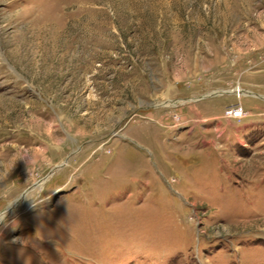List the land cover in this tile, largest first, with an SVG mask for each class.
Returning <instances> with one entry per match:
<instances>
[{"label":"rangeland","instance_id":"374dc122","mask_svg":"<svg viewBox=\"0 0 264 264\" xmlns=\"http://www.w3.org/2000/svg\"><path fill=\"white\" fill-rule=\"evenodd\" d=\"M0 264H264V0H0Z\"/></svg>","mask_w":264,"mask_h":264},{"label":"built area","instance_id":"2783aa9c","mask_svg":"<svg viewBox=\"0 0 264 264\" xmlns=\"http://www.w3.org/2000/svg\"><path fill=\"white\" fill-rule=\"evenodd\" d=\"M227 113H228V115L238 117V116H241L243 114V111L240 108H233V109H228Z\"/></svg>","mask_w":264,"mask_h":264},{"label":"water","instance_id":"95a60500","mask_svg":"<svg viewBox=\"0 0 264 264\" xmlns=\"http://www.w3.org/2000/svg\"><path fill=\"white\" fill-rule=\"evenodd\" d=\"M214 94H215V93H214ZM24 196H25V193H23V194L21 195V197H19V198L16 200L15 204L19 203L20 200H21ZM15 204H13L11 207H13Z\"/></svg>","mask_w":264,"mask_h":264},{"label":"bare ground","instance_id":"6f19581e","mask_svg":"<svg viewBox=\"0 0 264 264\" xmlns=\"http://www.w3.org/2000/svg\"><path fill=\"white\" fill-rule=\"evenodd\" d=\"M250 93H251V92H250ZM5 213H6V211L3 213V216L5 215ZM6 215H7V214H6ZM6 215H5V216H6ZM1 216H2V215H1ZM1 218H2V217H1Z\"/></svg>","mask_w":264,"mask_h":264}]
</instances>
